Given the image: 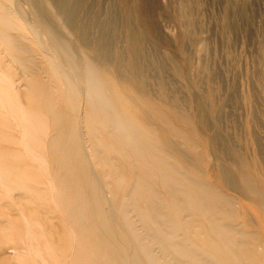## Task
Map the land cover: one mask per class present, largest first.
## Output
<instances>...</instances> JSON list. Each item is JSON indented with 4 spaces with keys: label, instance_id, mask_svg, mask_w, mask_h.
<instances>
[{
    "label": "rangeland",
    "instance_id": "374dc122",
    "mask_svg": "<svg viewBox=\"0 0 264 264\" xmlns=\"http://www.w3.org/2000/svg\"><path fill=\"white\" fill-rule=\"evenodd\" d=\"M27 5L0 15V264H264V0Z\"/></svg>",
    "mask_w": 264,
    "mask_h": 264
},
{
    "label": "bare ground",
    "instance_id": "6f19581e",
    "mask_svg": "<svg viewBox=\"0 0 264 264\" xmlns=\"http://www.w3.org/2000/svg\"><path fill=\"white\" fill-rule=\"evenodd\" d=\"M22 1V6H23V8H25V10H27L28 11V5H27V0H21ZM9 5L11 6V7H13V8H11L10 7V9H9ZM0 8H2L1 10H0V15H5L6 13H8L9 14V12L10 11H13V10H15L16 12H18L17 11V9H18V7H17V0H0ZM15 12V13H16ZM19 13V12H18ZM11 15V14H10ZM6 17V16H5ZM4 17V18H5ZM9 17V16H8ZM11 17V16H10ZM24 17H25V22H26V20H29L30 22H34V20H33V18L32 17H28V14L26 13V14H24ZM2 18V17H1ZM6 19V18H5ZM10 21L11 22H15V20H14V18H11L10 19ZM17 22V21H16ZM10 24V23H9ZM15 24V23H14ZM151 92H153V90H151ZM154 93V92H153ZM155 94V93H154ZM169 102H171V101H169ZM230 224V223H229ZM226 227H227V225H225ZM229 227V226H228Z\"/></svg>",
    "mask_w": 264,
    "mask_h": 264
}]
</instances>
